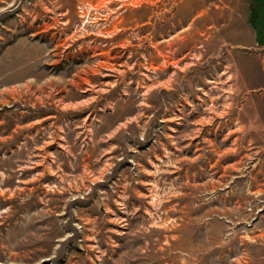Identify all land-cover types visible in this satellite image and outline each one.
<instances>
[{
    "label": "rangeland",
    "instance_id": "obj_1",
    "mask_svg": "<svg viewBox=\"0 0 264 264\" xmlns=\"http://www.w3.org/2000/svg\"><path fill=\"white\" fill-rule=\"evenodd\" d=\"M0 264H264V0H0Z\"/></svg>",
    "mask_w": 264,
    "mask_h": 264
}]
</instances>
